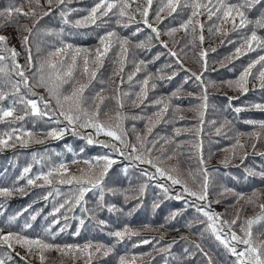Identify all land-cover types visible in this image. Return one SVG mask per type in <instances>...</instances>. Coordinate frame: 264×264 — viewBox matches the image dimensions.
Wrapping results in <instances>:
<instances>
[{
    "label": "trees",
    "instance_id": "trees-1",
    "mask_svg": "<svg viewBox=\"0 0 264 264\" xmlns=\"http://www.w3.org/2000/svg\"><path fill=\"white\" fill-rule=\"evenodd\" d=\"M95 2L96 0H68V3L62 5L61 8L78 10L68 17L70 21H73L87 15L88 9ZM231 2L235 3L237 0H231ZM21 3L23 0H0V11L12 5L19 6ZM41 3L43 4L44 0H41ZM158 6L159 0H153L149 14L150 22L154 23V14ZM135 7L136 5L133 4V8ZM24 9L25 11L28 9L26 3ZM53 9L51 14L40 20L36 26L40 29V35L31 41L34 63L38 64L40 56L52 50L50 47L52 43L57 46L60 44L55 35L44 34L48 30H54L57 33L62 30L61 39L65 43L89 50H94L98 46L97 37L103 35L106 30H114L121 36L130 37L133 45L141 41L145 42V49L130 46L128 61L120 75H114V72L119 68V64L116 62L118 57L115 55L118 48L115 46L105 59L104 66L97 71L96 78L90 83L86 74L82 75L79 71L76 73L75 78L79 83L89 84L85 91V96L89 98V105L92 103L91 98L97 93L106 98L100 107V119L108 121L109 118H112L111 122L115 123L117 122L115 119L117 112L127 114L129 118L123 121V128L126 130L127 139L131 143L137 142L136 137L138 135L147 136L149 141L163 138L156 146L158 150L153 151V157L162 156V151L159 149L163 145L166 150L163 156H171V159H164L163 166L176 169L177 173L180 171L187 173L188 171L190 176L192 173L200 176L198 172L202 166L199 163L201 153L198 145L202 141L205 160L203 167H206L209 173L217 176L219 182L216 184H221L222 188L231 189V193H241L248 197L252 196L253 192L264 191V178L259 175L264 173V156L259 155V153L264 152V129L259 128L258 124L245 123L248 120L264 121V110L254 107L256 104L264 105V89L259 87L257 80L250 78L247 94H242L234 88L226 90V92L221 91L223 88L221 85H226L223 82L237 79L249 62L258 58L259 55H264V50L257 49L248 52L239 59L233 57L235 48L241 43V37L250 34L254 25L233 32L231 25L226 24L223 27L229 31L227 36L213 35L212 32H209V27L215 19L209 21L201 16L199 19L204 23L203 35L205 37L201 44L198 39L199 30L192 33L191 26L187 32L180 29V23L187 18L188 12L181 13L178 9L171 17H167L163 19L162 23L155 25L160 29V40L166 42L169 49L179 53L180 63H177L176 58L168 54V49H165L155 40L154 34L143 23L121 28L114 23L115 18H113V21L109 22L106 28L97 29L95 26L73 28L64 24L59 15L60 10L56 9L55 5H53ZM45 10H47L46 5ZM261 14H264V3L256 5L251 11H246V15L251 20L257 19ZM136 18L137 20L141 19L139 15ZM18 22L29 27L32 26V21L27 18L20 21L19 17ZM8 26L17 30L20 38L21 33L17 24L12 23ZM137 28L142 29V31L136 36H131V33ZM171 28H177L178 31L170 36L167 33ZM255 30L258 35L264 36V28H255ZM150 35L153 36L151 42L148 41ZM222 40L224 41L223 44L221 43ZM228 41H235V43H228ZM39 42H42L40 44L42 51L37 53L36 46ZM212 48H215L216 51H211ZM202 49L208 51L206 57L207 71H203L201 66L202 60L199 52ZM22 54L25 57L23 48ZM139 60L145 61L149 73L153 75V80L149 82L147 100L143 105L136 107L132 101L136 100V94L141 91L142 81L146 76L143 73L140 78H137L139 74H136L131 82L127 81V76L134 73L135 64ZM22 65H26V63ZM259 68L260 66L257 65L253 69L254 75ZM201 71H203L201 79L207 88L206 109L202 106L204 103L201 99L204 94L202 88L196 78L192 76L193 72L200 74ZM26 74L31 78V72L27 70V67ZM121 76L125 81L122 85H120ZM157 76L172 78L156 79ZM152 82L157 85L155 89L150 87ZM118 85L120 92L132 94L128 97H121L124 101L122 109L117 107L116 97L118 93L116 89ZM68 90L69 87L66 85L65 91ZM24 91L22 89V92ZM34 91L47 98L45 88H35ZM173 93L177 95L173 96ZM161 97L165 100L171 98V105L178 108L179 111H173V107H170L157 123V117L153 114L159 110L160 106L153 102ZM231 97H238V99L230 100ZM11 99L10 96L5 100L3 106H9ZM235 108H240L241 111L237 113L234 111ZM22 114V106L18 105L14 115ZM149 117L153 122L152 125H149ZM57 118L62 121V118L58 116H53L51 119L27 116L24 121L14 124L0 122V130L8 131L12 127H23L24 130L34 133L32 141L26 146L17 144L15 148L0 150V188L13 189L11 196L0 197V227L4 228L5 233L13 231L20 232L30 238L42 237L61 246L68 244L83 245L92 242L113 248L107 257L97 256L94 258L92 264H119L120 256L129 260L135 256L137 257L136 264H207L206 258L195 248L196 244H199L204 252L212 257L213 264H235V258L215 240L214 236L204 231L206 218L192 206L193 204L203 205L205 202L194 201L191 197L176 200L174 197L179 191V186H175L171 195L166 197L162 190L156 186L165 181L161 179L149 180L141 174V168L154 171L149 166L133 167L132 162L120 157L112 150L99 144L89 145L86 140L73 135L71 131L65 133L60 139L48 137L47 133L50 130L63 128L66 125V122L63 121L56 124L54 120ZM11 119L13 118H7V120ZM225 121L231 122L224 129L226 135H218L216 129L221 127ZM149 126H152L153 129L151 135L147 133ZM177 130L179 131L177 132ZM92 131V129H86L81 130V133L86 135ZM238 133L244 134L239 136L241 143L247 140L252 144L255 143L256 147L250 150L245 148L246 158L241 159L236 164L232 163L225 166L222 161L227 156V152L224 150L230 149V144L235 143ZM250 133H260L261 139L256 140L255 136L250 137L248 135ZM97 139L115 143V141H111V138L104 135H100ZM37 140L42 142L37 143ZM105 154L115 159L116 163L113 164L104 181L105 207L102 210L98 208L99 192L94 190L86 194V203L82 206H74L71 211H68L66 207L61 209L60 213L50 215L60 203L74 198L77 186L75 184L61 185L54 181L52 186L36 187L27 185L26 179H18L23 174L25 167L31 166L32 171L29 175L34 176L40 172H47L61 163L68 165L70 173L80 175V169L87 168L84 163L85 160H91L95 156ZM74 160L77 162L73 163ZM249 173L254 174L249 175ZM187 176L189 178L188 173ZM40 183L43 182L37 181V184ZM142 185L147 186L143 194L138 195V189ZM53 188H59L60 194L57 195L53 192L52 196L44 199L43 197ZM113 192L116 194L114 195ZM125 196L128 197L127 200H125ZM262 202H264V198ZM113 205H115V209L110 211L109 209ZM212 206L213 204L209 210L215 211ZM116 209H120V211ZM259 212L258 207L253 214L243 219L253 217ZM173 213H178L174 219L172 218ZM33 216L36 217L35 220L31 219ZM54 219H59L60 222L55 224L53 223ZM81 219L84 220L83 225L80 224ZM231 219L228 218L227 220L230 221ZM100 220L105 223L100 225L98 223ZM200 221H205V223ZM26 223H30L31 228L25 229ZM125 226L139 231L141 235L131 238L125 237L122 242L117 243V238L111 233L123 230ZM61 228L64 231L61 232ZM46 229H50L51 233H56L54 240L50 239ZM225 230L227 231V229ZM234 230L239 233L238 225L234 226ZM252 230L255 238L258 232H264V222L254 225ZM77 231L79 235L75 234ZM262 237L260 236L259 239ZM145 238L149 239L151 243H140ZM170 243L173 246L169 251L165 253L158 251L160 248H166ZM185 249L188 251L185 252ZM6 251L9 250L0 246V256H3ZM15 251L19 252L22 257L27 255L21 248H15ZM12 255L13 260L8 261L7 264H26V261L15 256V253ZM45 255L47 259L44 264H85L84 257L75 259L71 254H63L56 250L48 251ZM27 264H41V262L38 256H27Z\"/></svg>",
    "mask_w": 264,
    "mask_h": 264
},
{
    "label": "snow or ice",
    "instance_id": "snow-or-ice-1",
    "mask_svg": "<svg viewBox=\"0 0 264 264\" xmlns=\"http://www.w3.org/2000/svg\"><path fill=\"white\" fill-rule=\"evenodd\" d=\"M27 4L28 9L25 11L24 4ZM68 0H23L19 6H9L8 8L0 11V22L6 24L16 23L18 30L21 33L20 40L22 48L25 52L26 65H21L18 61V57L21 55L15 47L9 46V39L7 36L0 34V122H7L9 124L18 123L24 121L27 116L35 117H48L51 119L53 116L62 118L63 122H66L63 128H54L47 133L48 137L54 139H60L65 133L71 131L73 135L80 136L86 142L91 144H99L104 148L112 150V152L118 154L120 157L132 162L133 167L139 168L140 165H147L154 171H149L147 168H141V174L149 180L161 179L164 183H159L156 186L160 188L163 194L168 197L171 195L173 188L179 186V191L175 195L176 200H182L185 197H191L194 201L205 202L203 205L193 204L198 213H201L206 218L205 232L210 233L214 236L215 240L223 246L235 258V264H264V240L259 239L260 236H264V232H258L254 238L253 226L261 222H264V202L258 204L260 212L250 218L241 220L240 210L237 211L233 219L225 220L221 218V214L215 211L209 210L211 208L212 201L208 200L209 195V172L206 167H203L205 160L203 157V142L201 141L198 147L200 148V159L199 163L202 166L199 169L198 174L202 177V182L198 188L194 189L190 187L185 179L177 173L176 169H169L163 166L164 159H171V156L164 157L163 153L166 151L161 145L162 156L153 157L152 153L157 149V144L160 139L156 138L149 141L147 136H137L136 143H131L127 139V132L123 128V121L128 119L127 114L117 112L115 123L111 122L112 118L108 121H102L100 119V107L104 103L105 97L100 96L99 93L95 94L91 100L92 103L89 105V98L85 96V91L88 88V83H79L76 80V73L79 71L82 75H87L88 82L96 78L97 71L104 66L105 59L108 57L109 52L113 47L118 48V52L115 54L118 57L116 61L119 64V68L114 72V75H120L124 71L125 63L128 61V54L130 46L138 49H145V42L141 41L132 44L130 37L121 36L114 30H106L103 35H99L98 46L94 50L87 48L74 47L72 44L65 43L62 39V30L60 33L54 30H48L45 35H55L60 41L59 46L55 43L50 45V51H47L45 55H41L37 63L33 62V50L31 41L40 35V29L36 26L40 23L44 17L49 16L54 10L53 5L56 9H59V15L63 20L64 24L70 25L73 28H82L95 26L97 29L106 28L109 22L114 23L121 28H128L132 24L143 23L151 33L154 34V38L158 41L165 49H168V54L176 58V62L180 63L179 56L175 51L168 48V44L160 40L161 32L160 29L155 26L163 22V19L171 17L179 9L181 13L188 12L187 18L182 20L180 23V29L185 32L188 31L191 26L192 33H196L198 30L200 35L198 36L201 44L204 42L205 37L203 35L204 23L199 19L201 16H207L209 21L215 18L212 25L209 27V32L213 35L220 34L227 36L229 31L223 26L228 24L231 25V31L237 32L240 29H245L249 25H254L253 30L250 34L241 37V43L235 48L233 57L239 59L241 56L246 55L248 52L256 51L257 49L264 50V36L257 34L255 28H264V14H261L255 20H251L246 15V11H251L256 5L264 3V0H237L233 3L231 0H159V6L154 14V23L149 21L150 10L152 9L153 0H144L140 3L139 0H96L94 5L88 9L87 15H84L78 19L70 21L68 19L71 13L78 11L77 9L66 10L61 8L62 5H66ZM133 4L136 5L133 8ZM45 5L47 10H45ZM39 10V11H38ZM137 15L141 18L137 20ZM23 16L24 18L32 21V26L29 27L26 24H19L18 18ZM142 29L137 28L131 33V36H136ZM177 28H171L168 31V35H173L177 32ZM27 33V34H25ZM153 36L148 37V41L151 42ZM37 43L36 51L40 53L42 51L41 44ZM223 44L224 41L222 40ZM228 43H235V41H228ZM183 51V49H181ZM211 51H216L212 48ZM207 50H201L199 56L202 60V69L207 71ZM10 62V63H9ZM135 63V62H133ZM257 65H260L257 74H253V69ZM142 66H145L144 60H139L135 64V73L127 76V81L131 82L136 73L142 70ZM27 70L31 72V78L26 74ZM34 69V71H32ZM203 71L200 74L195 72L192 76L199 82L202 92L204 93L201 97L203 108H207V88L204 85V81L201 79ZM172 77L157 76L156 79H171ZM252 78L259 82V87L264 89V55H259L258 58L249 62L246 67L240 72V75L235 80H228L226 83L228 87L235 88L242 94H247L249 91L248 84L249 79ZM153 80V75L149 73L146 78L142 81V88L139 93L136 94V100L132 103L134 106L139 107L143 105L145 100L148 98L149 82ZM124 78L121 76L120 85L124 83ZM78 84V86H76ZM69 87L68 91H65V86ZM156 83L152 82L151 89L156 88ZM43 87L47 92V98L44 95L38 94L34 91L35 88ZM22 89L25 91L22 92ZM118 95L116 97L117 107L122 109L124 107V101L121 97H128L132 95L130 92H120V86L116 89ZM173 93V96H176ZM12 99L9 102V106H3V102L9 97ZM37 97V98H31ZM232 99H238V97H231ZM98 101V102H97ZM139 101V103H137ZM155 105H159L160 108L153 115L157 117V123L160 119L168 112L171 105V98L165 100L161 97L153 102ZM22 106V115H14L17 106ZM255 108L264 110V105L256 104ZM173 111H179L178 108L173 107ZM235 112L239 113L240 108H235ZM107 115V113H105ZM203 115V113H201ZM7 118H13L7 120ZM143 118V117H141ZM61 119L57 118L54 120L56 124H60ZM149 125H152V120L148 118ZM213 123H215L213 121ZM230 121L225 123L216 129L218 135H226L224 131L230 125ZM245 123L259 126L264 129V121H252L248 120ZM92 129V132H88L86 135L81 133V130ZM152 126L147 129L148 135L152 133ZM179 130H177L178 132ZM20 133V134H17ZM100 135L111 138L112 142H105L97 139ZM244 135L238 133L235 143L230 149H225L229 155L224 158L222 163L227 166L230 163L231 158L236 156V149L244 150L245 145L240 142L239 136ZM250 137L255 136L256 140L261 139L260 133H250ZM34 133L26 131L21 128L12 127L8 131L0 132V150L5 148H15L17 144L26 146L32 141ZM37 143L42 141L37 140ZM168 142V141H166ZM255 143L252 144V148L255 149ZM264 156V152L259 153ZM247 153L244 152L241 159L246 158ZM76 163L77 161H72ZM84 163L87 165L86 169H80V175L70 173L68 165L61 163L58 166L50 169L47 172H40L34 176L29 175L32 169L31 166L23 169V174L18 179H26L27 185L36 187L52 186L54 181L64 185L75 184L76 190L73 199H67L60 203L54 208L53 213L55 215L61 212V209L67 207L68 211H71L74 206H82L85 201L86 194L98 190L99 192V204L98 208L101 210L105 207V178L108 175L109 170L112 168L116 160L110 155H99L93 157L91 160H85ZM127 171V169H125ZM176 173V174H174ZM254 173H249L253 175ZM264 178V173L259 174ZM195 180L196 177L194 176ZM37 181L43 183L37 184ZM147 185H142L138 189V195H142ZM23 191V189H20ZM111 191V189H109ZM55 192L57 195L60 194L59 188H53L43 198L53 195ZM232 192L231 189L225 188L222 195ZM13 194V189L0 188V197H8ZM115 195L116 193L113 192ZM123 194V193H121ZM237 197V201L244 200L245 197L241 193H233ZM257 196V193L253 192L252 196L248 197L246 202L249 204L255 203L253 197ZM138 198V197H137ZM128 197L125 196V200ZM219 203V201H215ZM115 209L113 205L109 210ZM87 211V209H85ZM120 211V209H116ZM178 213H173V219ZM67 219V217H64ZM14 219V218H13ZM35 220L36 217H31ZM59 219H54L53 223L58 224ZM205 223V221H200ZM239 222V224H238ZM100 225L105 222L103 220L98 221ZM80 224H84V220H80ZM239 227V233L234 230V226ZM30 223H26L24 228H31ZM191 226V225H189ZM227 229V231H225ZM60 231H64L63 228ZM46 233L50 235V239L54 240L56 233H51L50 229H46ZM79 235L77 231L75 233ZM117 238V243L122 242L125 237L131 238L132 236H140L139 231L133 230L128 226H125L123 230H117L111 233ZM203 235V233H201ZM140 243L149 244L151 241L147 238L143 239ZM0 246L8 249L9 251L4 252L3 256H0V264H7L8 261L13 260L12 253L15 256L20 257L26 261L27 256H38L41 264H44L47 257L45 253L51 250H56L63 254H71L75 259L81 257L85 258V264H92V260L97 256L107 257L112 251V247H107L103 244H94L92 242L85 243L83 245L68 244L58 245L49 242L42 237L30 238L20 232L8 231L5 233L4 228L0 227ZM16 246L25 249L26 256H20L19 252L15 251ZM136 246V245H134ZM172 244H168L166 248L158 249L159 252L165 253L172 248ZM242 246V247H238ZM195 248L198 249L203 256L206 258L207 264H213L212 257L208 256L204 252L203 248L196 244ZM188 249H185L187 252ZM137 257L133 256L130 260L124 256L119 257V264H136Z\"/></svg>",
    "mask_w": 264,
    "mask_h": 264
},
{
    "label": "rangeland",
    "instance_id": "rangeland-1",
    "mask_svg": "<svg viewBox=\"0 0 264 264\" xmlns=\"http://www.w3.org/2000/svg\"><path fill=\"white\" fill-rule=\"evenodd\" d=\"M139 2H144V0H139ZM25 8H27V7H25ZM202 17L204 19H208L207 16H202ZM23 19H24V17L21 16L20 21H22ZM213 19H215V18H213ZM8 25L9 24L0 22V34L7 36L9 39V45L11 47H15L17 49V51L21 53V55L18 58V61L22 65L23 63H26V62H25V57L22 54L21 40L19 38L17 30H15L13 27L8 26ZM177 54H179V53H177ZM258 66H260V65H258ZM187 68L190 69L189 67H187ZM257 72L258 71H255V74H257ZM134 73H135V71H134ZM143 73H144V76H147V73L149 74V70L147 69L146 65L142 66V70L139 73H136V74H139L137 78H140ZM221 86L223 87L221 89L222 92H226V90L233 89V88L228 87L227 84L226 85L223 84ZM0 131L3 132L5 130H0ZM233 144H234V142L230 144V148ZM243 144L245 145L246 149H248V150L252 149V142L244 140ZM245 148H244V150L236 149L235 150L236 156L231 158L229 164H232V163L236 164V163L240 162L241 156L245 152ZM193 150H195V149H193ZM228 155H229V153L227 152V156ZM186 171H187V169H186ZM187 173L189 175V178L187 176ZM187 173L185 171H180V173H178V174H180L181 177L187 181V183L190 187H192L194 189L198 188L199 184L202 182V177L195 175L196 173H192L191 176H190L188 171H187ZM194 176L196 177L195 180L193 179ZM218 182L219 181L217 179V176H214L212 173H209L208 200L212 201L211 205L213 204V206H212L213 209L215 210V212L221 214L222 219H226V220L228 218L233 219L238 210H240V216H241V219H243V218L249 216L250 214H253L258 209V204L261 203L263 198H264V191L259 190V192L257 193V196L253 197V199L255 200V203H252V204L247 203L246 200H247L248 196H244L245 197L244 200L237 201V197L235 195H233V193H231V192L222 195L221 193L223 192V190L225 188L224 187L222 188L221 184H216ZM217 200L219 201V203L215 202ZM261 240H264V236L261 238ZM16 248H21L23 250V252H25V249L22 247L16 246Z\"/></svg>",
    "mask_w": 264,
    "mask_h": 264
}]
</instances>
